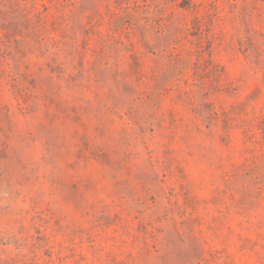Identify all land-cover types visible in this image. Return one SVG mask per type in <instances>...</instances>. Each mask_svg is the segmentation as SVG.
Returning a JSON list of instances; mask_svg holds the SVG:
<instances>
[{"label": "rangeland", "instance_id": "rangeland-1", "mask_svg": "<svg viewBox=\"0 0 264 264\" xmlns=\"http://www.w3.org/2000/svg\"><path fill=\"white\" fill-rule=\"evenodd\" d=\"M0 264H264V0H0Z\"/></svg>", "mask_w": 264, "mask_h": 264}]
</instances>
